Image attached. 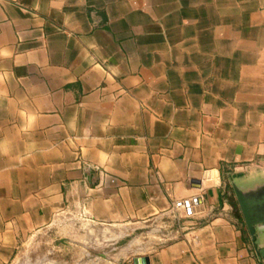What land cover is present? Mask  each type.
<instances>
[{
    "label": "crops",
    "instance_id": "crops-1",
    "mask_svg": "<svg viewBox=\"0 0 264 264\" xmlns=\"http://www.w3.org/2000/svg\"><path fill=\"white\" fill-rule=\"evenodd\" d=\"M233 184L264 186V0H0V259L84 209L111 252L65 264H264Z\"/></svg>",
    "mask_w": 264,
    "mask_h": 264
},
{
    "label": "rangeland",
    "instance_id": "rangeland-1",
    "mask_svg": "<svg viewBox=\"0 0 264 264\" xmlns=\"http://www.w3.org/2000/svg\"><path fill=\"white\" fill-rule=\"evenodd\" d=\"M109 231L94 227L91 222L78 212L66 213L56 217L47 227L32 232L23 238L12 249V254L7 260L0 259V264H65L68 260L81 258L83 248L77 246L75 251H67L61 240L73 239L88 246L99 245L108 253L111 243H104L109 236ZM91 233V234H90ZM115 237V236H113Z\"/></svg>",
    "mask_w": 264,
    "mask_h": 264
},
{
    "label": "water",
    "instance_id": "water-1",
    "mask_svg": "<svg viewBox=\"0 0 264 264\" xmlns=\"http://www.w3.org/2000/svg\"><path fill=\"white\" fill-rule=\"evenodd\" d=\"M211 173H207L204 176V179L211 178ZM194 188H199V182H193ZM234 191L235 199L238 204L241 216L243 218L245 227L248 230L249 235L252 240H255L256 227L258 225L264 224V186L258 187L250 194H244L240 191L235 184L232 185ZM200 203L199 198H194L193 200H188L186 203L187 214H192L189 207L191 205H198ZM62 244L67 245V240H61ZM133 264H147V258L136 257L132 259Z\"/></svg>",
    "mask_w": 264,
    "mask_h": 264
},
{
    "label": "built area",
    "instance_id": "built-area-1",
    "mask_svg": "<svg viewBox=\"0 0 264 264\" xmlns=\"http://www.w3.org/2000/svg\"><path fill=\"white\" fill-rule=\"evenodd\" d=\"M186 203H187V201L175 202L173 204V206L171 207V209H170V212H169L170 213V217L175 219V218L179 217V211H182V212L186 211ZM77 212H78V214H81L83 217H85L87 219V221H88V216H87V214H86L84 209H80ZM186 213H187V211H186Z\"/></svg>",
    "mask_w": 264,
    "mask_h": 264
},
{
    "label": "bare ground",
    "instance_id": "bare-ground-1",
    "mask_svg": "<svg viewBox=\"0 0 264 264\" xmlns=\"http://www.w3.org/2000/svg\"><path fill=\"white\" fill-rule=\"evenodd\" d=\"M91 234V233H90Z\"/></svg>",
    "mask_w": 264,
    "mask_h": 264
}]
</instances>
